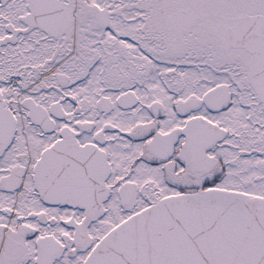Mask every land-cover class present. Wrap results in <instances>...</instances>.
<instances>
[{"label": "snow or ice", "instance_id": "1", "mask_svg": "<svg viewBox=\"0 0 264 264\" xmlns=\"http://www.w3.org/2000/svg\"><path fill=\"white\" fill-rule=\"evenodd\" d=\"M0 264H264V0H0Z\"/></svg>", "mask_w": 264, "mask_h": 264}]
</instances>
